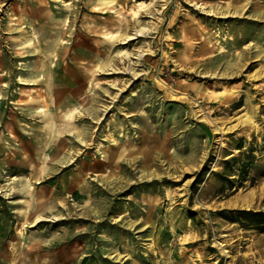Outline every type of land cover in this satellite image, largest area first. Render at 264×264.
Wrapping results in <instances>:
<instances>
[{"label":"rangeland","instance_id":"rangeland-1","mask_svg":"<svg viewBox=\"0 0 264 264\" xmlns=\"http://www.w3.org/2000/svg\"><path fill=\"white\" fill-rule=\"evenodd\" d=\"M0 99V264H264V0H0Z\"/></svg>","mask_w":264,"mask_h":264},{"label":"bare ground","instance_id":"bare-ground-1","mask_svg":"<svg viewBox=\"0 0 264 264\" xmlns=\"http://www.w3.org/2000/svg\"><path fill=\"white\" fill-rule=\"evenodd\" d=\"M68 3L69 2H67L66 4L68 5ZM135 7H136V10L134 9V10H132V13H133V18L134 19H136V17H137V13H138V11H141V10H143L144 9V7H146L145 6V3L143 4L142 2H140V3H137V4H135ZM67 28H68V25H67ZM66 28V29H67ZM18 33V32H17ZM133 37H125V38H123V39H126L127 41H129V39H132ZM31 42V41H30ZM61 42V46H63V44H66V42H63V41H60ZM73 43H71L70 44V47H73ZM29 50V49H28ZM23 78H20V79H18V80H20V82H19V84H21V85H26V81H23L22 80ZM25 80V79H24ZM2 86H4L5 88H6V86H5V84L3 83L2 84ZM1 100V99H0ZM12 180V179H11ZM38 221H41V218H36L35 219V222H38Z\"/></svg>","mask_w":264,"mask_h":264}]
</instances>
